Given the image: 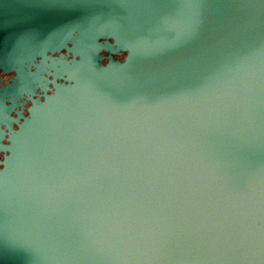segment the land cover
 Wrapping results in <instances>:
<instances>
[{
  "label": "water",
  "instance_id": "1",
  "mask_svg": "<svg viewBox=\"0 0 264 264\" xmlns=\"http://www.w3.org/2000/svg\"><path fill=\"white\" fill-rule=\"evenodd\" d=\"M9 74L0 264H264V0H0Z\"/></svg>",
  "mask_w": 264,
  "mask_h": 264
},
{
  "label": "flooded vegetation",
  "instance_id": "2",
  "mask_svg": "<svg viewBox=\"0 0 264 264\" xmlns=\"http://www.w3.org/2000/svg\"><path fill=\"white\" fill-rule=\"evenodd\" d=\"M121 57H122V56H121ZM121 57H118V59H121ZM12 76H13V74L4 75V76L2 75V76H1V80H2V81H0V88H2V87H4V86L8 85V84L10 83V81H11ZM39 95H40V94L37 93V96H39ZM28 106H29V103H28L27 105H25V107H24V109H23V114H24V115H27L26 109H27ZM12 116H14L13 113H12ZM14 128H16L15 125H14ZM0 158H1V156H0Z\"/></svg>",
  "mask_w": 264,
  "mask_h": 264
}]
</instances>
